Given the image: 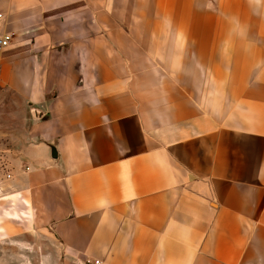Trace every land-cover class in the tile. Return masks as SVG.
Wrapping results in <instances>:
<instances>
[{"label":"crops","instance_id":"0c3cea01","mask_svg":"<svg viewBox=\"0 0 264 264\" xmlns=\"http://www.w3.org/2000/svg\"><path fill=\"white\" fill-rule=\"evenodd\" d=\"M236 2L217 3L247 26L219 16L211 48L185 32L158 57L151 0L142 22L110 0H0L6 238L46 234L51 264H264V10Z\"/></svg>","mask_w":264,"mask_h":264},{"label":"rangeland","instance_id":"374dc122","mask_svg":"<svg viewBox=\"0 0 264 264\" xmlns=\"http://www.w3.org/2000/svg\"><path fill=\"white\" fill-rule=\"evenodd\" d=\"M112 3L117 4L116 9L117 11H122V17L124 22L133 21V22H142V17L145 15H138L137 12H142L148 14L151 12V4L150 0H110ZM218 1L221 0H195L194 6L195 11L194 13L188 14V18H182L180 20L181 23L185 24V28L188 31L187 37L185 32L180 30H174L171 25L177 24L175 23L176 18L179 16L175 14V8L178 11L184 13L186 11V4L188 0H151L153 5V16L146 17V23H149L151 20H155L158 24L161 23V29L155 32V37L159 39V43L156 46L155 54L158 57H161L165 53H173L177 52L179 49L180 40L186 37V39H193V40H200L201 44L208 49L212 46V40L215 38V32L218 29V21L217 17H222L226 22L231 24L230 31L233 27L234 21H239L242 27L247 26V23L251 22V17L248 8L244 11L243 15L240 18H232L228 15H223L220 12ZM225 4L229 5V0H224ZM233 1V0H232ZM230 0V3H232ZM236 5L242 0H236ZM250 1L253 6L256 8L260 7L261 10H264V0H248ZM120 5V6H119ZM159 5L168 8L169 10H174V14L167 16L164 15L160 11ZM242 7H246V5H242ZM243 9H240L241 11ZM149 16V15H148ZM151 16V15H150ZM252 16L255 19H261L264 23V12L260 14L259 9H256L252 12ZM246 19V20H245ZM173 22V23H172ZM245 23V24H244ZM171 24V25H170ZM175 28V27H174ZM177 29V28H176ZM258 29V27H256ZM137 33V32H136ZM140 37L145 32L139 30L138 31ZM183 34V35H181ZM233 35L240 39H248L247 33L244 31L238 30V26L234 29ZM257 34V33H256ZM251 35L252 37H257V35ZM230 36V32H229ZM232 36H230L231 38ZM230 41V40H229ZM228 42V41H221ZM219 43V44H220ZM218 44V45H219ZM171 45V46H169ZM175 45V46H173ZM217 44H215L216 46ZM191 49L189 46L186 50ZM225 49V48H224ZM188 55L193 56L194 51L188 50L186 52ZM174 55V54H173ZM264 67V59L259 60L254 64L252 70V80L257 78V76L262 72ZM158 68V67H157ZM8 136L5 132L0 130V206H2L3 199L1 195L3 192V185L4 180L6 179L8 173L10 172V161L14 157L11 151V143L10 139H7ZM4 222L0 218V264H46L45 260H48L47 264H51L50 260L56 257V247L50 244L47 239V235L44 234L43 236L35 235V234H28L27 239L22 237V249L19 247V243L15 240H9L6 238V235L2 231V226ZM45 262V263H44Z\"/></svg>","mask_w":264,"mask_h":264},{"label":"built area","instance_id":"2783aa9c","mask_svg":"<svg viewBox=\"0 0 264 264\" xmlns=\"http://www.w3.org/2000/svg\"><path fill=\"white\" fill-rule=\"evenodd\" d=\"M11 40L12 34L0 31V55L6 48L10 46ZM93 264H100V262L94 261Z\"/></svg>","mask_w":264,"mask_h":264}]
</instances>
